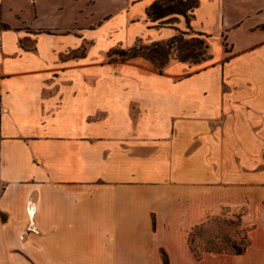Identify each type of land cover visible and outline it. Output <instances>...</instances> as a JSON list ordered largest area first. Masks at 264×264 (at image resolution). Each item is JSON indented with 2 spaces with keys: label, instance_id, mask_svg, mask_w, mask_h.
I'll return each mask as SVG.
<instances>
[{
  "label": "crops",
  "instance_id": "0c3cea01",
  "mask_svg": "<svg viewBox=\"0 0 264 264\" xmlns=\"http://www.w3.org/2000/svg\"><path fill=\"white\" fill-rule=\"evenodd\" d=\"M152 1L0 0V264H264V0L162 25ZM136 13L217 31L218 58L108 61ZM229 209L247 246L196 256Z\"/></svg>",
  "mask_w": 264,
  "mask_h": 264
},
{
  "label": "rangeland",
  "instance_id": "374dc122",
  "mask_svg": "<svg viewBox=\"0 0 264 264\" xmlns=\"http://www.w3.org/2000/svg\"><path fill=\"white\" fill-rule=\"evenodd\" d=\"M136 21L127 26H122L119 30L106 28L105 37L112 39L114 34H118V39L122 40L124 45L120 43L111 48L129 47L131 44H147L156 39H162L170 36L175 32L172 27H147V22L142 18V13H136ZM117 24V23H113ZM112 24V25H113ZM210 43L208 52H212L214 58H218V50L221 49V38L217 31H211L209 36ZM132 44V45H133ZM110 48V49H111ZM107 51V59L111 60H131L135 59L139 63H152L142 57L122 59L121 55ZM178 61L176 58H170L167 62ZM153 66V65H152ZM154 67V66H153ZM218 65L210 69H220ZM247 240L246 229L241 225L240 212L236 210H225L220 214L212 215L205 221L196 225L191 232V248L195 252H204L206 250H233L235 247H241ZM234 244V246H233Z\"/></svg>",
  "mask_w": 264,
  "mask_h": 264
},
{
  "label": "trees",
  "instance_id": "16d2710c",
  "mask_svg": "<svg viewBox=\"0 0 264 264\" xmlns=\"http://www.w3.org/2000/svg\"><path fill=\"white\" fill-rule=\"evenodd\" d=\"M198 0H153L146 8L147 18L157 21L156 25L172 23L178 15H183L188 22L193 9L197 6ZM208 43L201 31L190 28L179 29L175 34L162 39L153 40L147 44H133L129 47L111 48L110 52L121 55L122 59L142 56L148 59L159 71H162L170 58L185 61L189 64L199 63L209 59L212 55L208 52ZM226 48V46H225ZM248 244V241L241 247L233 250L241 252ZM221 249L208 250L220 251ZM203 252H196L200 256Z\"/></svg>",
  "mask_w": 264,
  "mask_h": 264
}]
</instances>
